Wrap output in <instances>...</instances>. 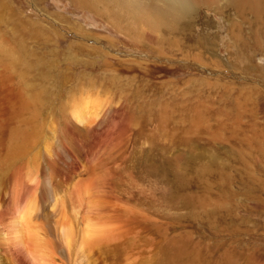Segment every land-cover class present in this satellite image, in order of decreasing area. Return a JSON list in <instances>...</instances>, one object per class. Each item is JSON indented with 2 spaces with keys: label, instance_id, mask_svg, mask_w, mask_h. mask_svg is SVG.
<instances>
[{
  "label": "rangeland",
  "instance_id": "obj_1",
  "mask_svg": "<svg viewBox=\"0 0 264 264\" xmlns=\"http://www.w3.org/2000/svg\"><path fill=\"white\" fill-rule=\"evenodd\" d=\"M187 11L0 0V264H264V10Z\"/></svg>",
  "mask_w": 264,
  "mask_h": 264
},
{
  "label": "bare ground",
  "instance_id": "obj_2",
  "mask_svg": "<svg viewBox=\"0 0 264 264\" xmlns=\"http://www.w3.org/2000/svg\"><path fill=\"white\" fill-rule=\"evenodd\" d=\"M114 1H116L119 5H121L123 8H125V9H127L128 11H130V13L131 14H133L134 16H136V17H138L140 20L142 19V20H145V21H150V22H153V23H155V25H163V26H166L167 28H169L170 26H175V25H177V23H178V21H180V19L181 18H183V16H185L186 15V13L188 12L187 10L189 9V8H192V7H195V6H208V7H211V8H216V9H218V11L219 10H224L225 8L227 9L228 7H232V8H235V9H237L239 12H247V11H251V12H254V13H261L263 10H264V0H114ZM264 15V14H263ZM262 15V16H263ZM133 17V16H132ZM149 22V23H150ZM153 23H151V25L153 24ZM154 25V27H156ZM162 26V27H163ZM165 27V28H166ZM159 28V27H158ZM172 28H174V27H172ZM3 51H5L6 53H9L10 51L9 50H3ZM12 52V51H11ZM14 53V52H13ZM90 98V97H89ZM88 98V99H89ZM91 99V98H90ZM89 99V100H90ZM86 100V102H87V99L85 98V99H83V102ZM91 101H93L92 99H91ZM88 103V102H87ZM83 103H81V105H82ZM90 104H91V102H90ZM81 105H79L80 107H82ZM88 105V104H87ZM86 105V106H87ZM89 106V105H88ZM87 106V107H88ZM87 107H85L84 108V110H83V112H86V111H88L86 108ZM91 107V106H90ZM81 109V108H80ZM80 109L78 108L77 110H79L80 111ZM86 110V111H85ZM92 110H94V108L92 109V107H91V109H90V112L92 111ZM93 112H95V111H93ZM98 112V111H97ZM96 112V113H97ZM112 112V111H111ZM78 113V112H77ZM81 113H82V110H81ZM81 113H78L79 115H81L80 117L83 119V117L84 116H82L83 114H81ZM116 113V112H115ZM88 116L89 115H91V113H86ZM119 114H120V112H119ZM85 115V114H84ZM86 115V116H87ZM98 115V114H97ZM114 115H116V114H114ZM113 115V116H114ZM122 115L124 116V114H122L121 113V116L119 117V118H121L122 117ZM92 116H95L94 114H92ZM91 116V117H92ZM77 117H79V116H77ZM79 117V118H80ZM93 118V117H92ZM88 119V118H87ZM90 119V118H89ZM125 119H126V117H125ZM125 119H123L124 121V123H126L125 122ZM81 120V119H80ZM80 120H77V121H80ZM94 120V119H93ZM93 120H89V121H93ZM88 121V122H89ZM118 121H120L119 119H118ZM121 121H122V119H121ZM83 122H84V120H83ZM82 122V123H83ZM85 122H87V121H85ZM81 122H80V124H82ZM108 123H110V122H108ZM124 123H123V125H124ZM76 125L78 124L77 122L75 123ZM87 127H89L88 125H87V123H84ZM92 124H94L93 122H92ZM105 124V123H104ZM120 124V123H119ZM118 124V125H119ZM122 124V123H121ZM76 125H75V127H76ZM111 125V124H110ZM110 125H109V127H110ZM123 125H120V127L122 126L123 127ZM126 126H127V123L125 124ZM78 126V125H77ZM83 126V125H82ZM80 127V126H79ZM84 128H85V126H83ZM105 127H108L107 125L106 126H104V129H105ZM120 127H118V128H120ZM77 128V130H79V128L78 127H76ZM111 128H113V127H111ZM83 129V128H82ZM90 129V127L88 128V130ZM91 129H92V133H94V130H93V128L91 127ZM104 129H101V130H104ZM107 129V128H106ZM105 129V130H106ZM122 128H120V130H121ZM76 130V131H77ZM85 130V129H84ZM101 130H99V131H101ZM110 130V129H109ZM109 130H107V132L109 131ZM113 130V129H112ZM75 131V132H76ZM98 131V133H100ZM111 131V130H110ZM80 132H82V131H80ZM80 132H76L77 134H79ZM85 132H87V131H85ZM84 132V133H85ZM96 132V131H95ZM102 133H103V131H101ZM107 132L105 133V135H107ZM111 132H113V131H111ZM74 133V132H73ZM88 134L90 133V132H87ZM114 133V132H113ZM65 134H67V133H65ZM69 134H70V132H69ZM83 134V133H82ZM82 134H79V136L81 135L82 136ZM96 134V133H95ZM104 134V133H103ZM85 135V134H84ZM87 135V134H86ZM86 135H85V137H86ZM90 135V134H89ZM98 135H100V134H98ZM98 135H94V136H98ZM113 135V134H112ZM115 135V134H114ZM101 136H102V134H101ZM109 136H111L110 134H109ZM109 136H108V138H109ZM119 136H121V135H119ZM25 137V136H24ZM68 137V135L66 136V138ZM71 137H73V134L71 135ZM75 137V136H74ZM73 137V138H74ZM85 137L81 140V141H83V142H85L84 141V139H85ZM89 137H92V136H89ZM112 137V136H111ZM87 138V140L86 141H89V139L90 138H88V137H86ZM105 138V137H104ZM107 138V136H106V139H108ZM118 138H120V137H117L116 139H118ZM70 139V138H69ZM68 139V140H69ZM77 139V138H76ZM75 139V140H76ZM79 139V138H78ZM77 139V142H79V140ZM101 138H99L98 140H100ZM105 139V140H106ZM112 140H114L113 138H111ZM72 140V139H71ZM74 140V141H75ZM102 140H100V143H102L101 142ZM106 141H108V140H106ZM106 141H104L105 142V144H106ZM90 142V141H89ZM88 142V143H89ZM96 142H98L99 143V141H96ZM95 142V143H96ZM87 143V142H86ZM85 143V144H86ZM87 143V144H88ZM98 143H97V146H98ZM71 144H76V143H72L71 142ZM79 144H81V143H79ZM73 145V146H74ZM81 145H83V143L81 144ZM88 146H89V144H88ZM87 146V147H88ZM97 146H95L94 148H97ZM90 147H93V145H92V143H91V145H90ZM136 148V147H135ZM90 149V148H89ZM88 149V150H89ZM92 149V148H91ZM128 152V151H127ZM132 153V152H131ZM129 154V153H128ZM133 154V153H132ZM139 154V153H138ZM134 155V154H133ZM135 157H133V159H134ZM137 159V158H136ZM144 159V158H143ZM142 160V159H141ZM134 161V160H133ZM137 161V160H136ZM140 162V161H139ZM134 163H136V162H134ZM142 163V162H141ZM147 163V162H146ZM148 164V163H147ZM155 164H156V162H155ZM154 164V165H155ZM138 165V164H137ZM148 166H150V165H148ZM135 167H136V165H135ZM150 167H152V166H150ZM140 169V168H139ZM138 169V170H139ZM152 172H153V170H151ZM147 172V171H146ZM145 174V173H144ZM142 177V176H141ZM19 180V179H18ZM22 183V182H21ZM19 184V183H18ZM16 187V186H15ZM22 187V186H21ZM19 188H20V185H19ZM15 189H17L18 190V188L16 187ZM24 189V188H23ZM16 192V191H15ZM19 192V191H18ZM20 193H21V188H20ZM20 193H16V195H18V196H20ZM22 194H23V192H22ZM22 196H25V195H22ZM16 199H18V198H16ZM20 200H21V197H20ZM31 207V206H30ZM30 207H29V210H30ZM80 209V208H79ZM28 213H31V212H28ZM28 213H27V211H26V213H24V219L25 220H28V218H30V217H28L27 218V215H28ZM32 214V213H31ZM30 214V215H31ZM92 224H93V222H92ZM92 224H89V225H87V228H86V233H87V236H88V238L90 239L91 237H97V236H101V235H103V229L102 228H100V227H98V226H96V225H92ZM104 231H105V229H104ZM36 240H37V238H36ZM39 245V244H38ZM24 252H25V254H26V257L23 259V264H39L38 262H37V260H36V257H35V254H34V250H33V248L30 246V245H27V246H25L24 247ZM63 255V254H62ZM17 260V259H16ZM62 260H65V258H63ZM16 263V262H15ZM52 264H56V263H52Z\"/></svg>",
  "mask_w": 264,
  "mask_h": 264
}]
</instances>
